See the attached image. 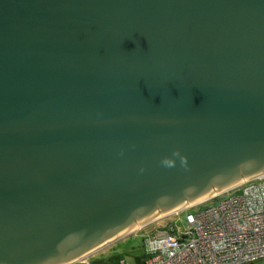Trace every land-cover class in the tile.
<instances>
[{"label": "water", "instance_id": "obj_1", "mask_svg": "<svg viewBox=\"0 0 264 264\" xmlns=\"http://www.w3.org/2000/svg\"><path fill=\"white\" fill-rule=\"evenodd\" d=\"M263 172L264 0H0V264H69Z\"/></svg>", "mask_w": 264, "mask_h": 264}, {"label": "built area", "instance_id": "obj_2", "mask_svg": "<svg viewBox=\"0 0 264 264\" xmlns=\"http://www.w3.org/2000/svg\"><path fill=\"white\" fill-rule=\"evenodd\" d=\"M179 211L181 225L143 231L141 261L106 264H250L264 257V172L170 214Z\"/></svg>", "mask_w": 264, "mask_h": 264}, {"label": "rangeland", "instance_id": "obj_3", "mask_svg": "<svg viewBox=\"0 0 264 264\" xmlns=\"http://www.w3.org/2000/svg\"><path fill=\"white\" fill-rule=\"evenodd\" d=\"M223 195L224 193L213 198L212 200L204 202L203 204L199 205V207L214 203ZM183 213L184 211H179L176 215L170 214L156 218L152 222L146 225H142L141 227L136 228L134 230H131L127 234L119 237L117 240L115 239L110 243L104 245L103 247L92 251L87 256L78 259V261H74L69 264L110 263L112 261L110 255L114 253H119L123 257V259L132 261L134 260L135 256L141 255L144 252V246H142L143 231L147 230L148 228H151L152 226H156L159 223H166V225H181ZM250 264H264V257L253 260L250 262Z\"/></svg>", "mask_w": 264, "mask_h": 264}, {"label": "clouds", "instance_id": "obj_4", "mask_svg": "<svg viewBox=\"0 0 264 264\" xmlns=\"http://www.w3.org/2000/svg\"><path fill=\"white\" fill-rule=\"evenodd\" d=\"M173 156H178L179 160H180V164L184 167L187 166V159L184 156H181L180 153L178 151H174L173 152ZM162 165L166 166V167H174L175 166V161L171 158L165 157L162 159L161 161Z\"/></svg>", "mask_w": 264, "mask_h": 264}, {"label": "bare ground", "instance_id": "obj_5", "mask_svg": "<svg viewBox=\"0 0 264 264\" xmlns=\"http://www.w3.org/2000/svg\"><path fill=\"white\" fill-rule=\"evenodd\" d=\"M208 195H209V194H208ZM208 195H206V196H208ZM206 196H203V197H201V198H198V199H196V200H193V201H191V202H188V203H186V204H183V205H181V206H178V207H176V208H174V209H171V210H169V211H166V212H164V213H161V214H159V215H157V216H155V217H153V218H151V219H149V220H152V219H156V218H159V217L165 216V215L169 214L170 212H172V210H175V209L180 208V207H182V206H187L188 204H191V203H193V202H196V201H198V200H200V199H202V198H204V197H206ZM147 221H148V220H147ZM145 222H146V221H145ZM145 222H143V223H141V224H139V225H137V226H135V227H133V228L127 230V231H130V230H134V229H136V228H139V227H141ZM127 231H125V232H127ZM125 232H123V233H125ZM123 233H122V234H123ZM76 261H78V260H76Z\"/></svg>", "mask_w": 264, "mask_h": 264}, {"label": "trees", "instance_id": "obj_6", "mask_svg": "<svg viewBox=\"0 0 264 264\" xmlns=\"http://www.w3.org/2000/svg\"><path fill=\"white\" fill-rule=\"evenodd\" d=\"M142 243H143V235H142ZM142 246H143V244H142ZM143 256H144V252L141 255L135 256L134 260H132V261H141ZM110 258H112V261L110 263L116 262L119 259H123V257L119 253H114V254L110 255ZM123 260H125V259H123ZM104 264H106V263H104Z\"/></svg>", "mask_w": 264, "mask_h": 264}]
</instances>
